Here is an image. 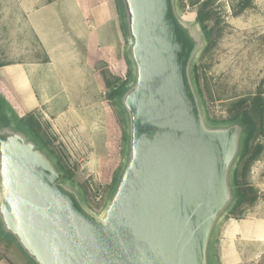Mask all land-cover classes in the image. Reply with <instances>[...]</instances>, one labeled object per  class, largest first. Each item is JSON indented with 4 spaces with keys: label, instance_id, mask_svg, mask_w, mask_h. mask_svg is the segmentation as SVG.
I'll list each match as a JSON object with an SVG mask.
<instances>
[{
    "label": "water",
    "instance_id": "95a60500",
    "mask_svg": "<svg viewBox=\"0 0 264 264\" xmlns=\"http://www.w3.org/2000/svg\"><path fill=\"white\" fill-rule=\"evenodd\" d=\"M114 1L128 72L113 99L125 140L107 203L90 209L0 86V241L18 264H220L246 126L208 120L197 16H180L177 0Z\"/></svg>",
    "mask_w": 264,
    "mask_h": 264
},
{
    "label": "rangeland",
    "instance_id": "374dc122",
    "mask_svg": "<svg viewBox=\"0 0 264 264\" xmlns=\"http://www.w3.org/2000/svg\"><path fill=\"white\" fill-rule=\"evenodd\" d=\"M53 1L56 0H0V67L48 59L29 23H34L43 13L30 15L35 9ZM111 1L115 8L112 27L119 37V56L118 60L98 64L95 68L103 77L96 102L92 104H97L91 113L96 119L89 126H74L65 134H59L51 124L41 125L51 141L50 149L55 152L56 159L63 158L70 169L69 180L84 190L82 193L90 209L97 214L105 207L114 177L122 166L125 140L123 120L109 85L126 83L128 63L123 55L126 39L118 24L116 2ZM240 1L177 0L179 15L188 20H194L204 4L214 13V21L210 24L215 27L214 41L208 42L198 56L195 78L197 72L199 82L197 78L196 82L205 113L208 120L216 123L230 122L228 120L234 116L239 102L249 103L259 92L264 98V0H251L249 9L235 15L233 8ZM7 77L0 71V81L5 82V86ZM252 143L258 153L241 164L244 146L239 140L236 146L239 161L233 180L239 170L240 181L256 199L240 207L234 216L226 217L221 230L234 221L264 224V118ZM78 195L83 201V196ZM239 249L242 253L240 264H264V243L242 242ZM0 259L18 264L11 246L1 241ZM205 264L214 263L206 259Z\"/></svg>",
    "mask_w": 264,
    "mask_h": 264
},
{
    "label": "crops",
    "instance_id": "0c3cea01",
    "mask_svg": "<svg viewBox=\"0 0 264 264\" xmlns=\"http://www.w3.org/2000/svg\"><path fill=\"white\" fill-rule=\"evenodd\" d=\"M40 12L29 24L48 61L0 67L8 76L7 86L3 81L0 86L23 116L32 113L43 127L51 124L65 134L96 119L91 113L97 104H92L103 77L95 68L119 56L115 8L111 0H56L30 15ZM242 242L264 243V224L227 223L219 235V263L240 264ZM0 264L15 263L0 259Z\"/></svg>",
    "mask_w": 264,
    "mask_h": 264
},
{
    "label": "trees",
    "instance_id": "16d2710c",
    "mask_svg": "<svg viewBox=\"0 0 264 264\" xmlns=\"http://www.w3.org/2000/svg\"><path fill=\"white\" fill-rule=\"evenodd\" d=\"M252 5L251 0H242L238 3L236 7H234V14L239 15L249 9ZM197 19L201 22L202 28L204 32L207 35V40L214 41V31L215 27L211 26L212 21H214V13L209 6L204 4L197 13ZM48 59H45L44 62H47ZM196 78L197 81L199 82V77L198 73L196 72ZM109 85V84H108ZM118 85L114 86L113 84H110V88H112V97H115L120 90V88L123 86ZM241 118L244 125L246 126V137L244 141V149L242 153V158H241V164L246 163L248 159L256 155L258 153V149L253 148V140L257 134L258 127L260 125V122L264 118V98L262 96V93L259 92L258 95H256L249 103L245 101H241L236 105V110L234 116L229 118L228 121H235L237 119ZM21 123L24 126H27L29 130L34 134L35 138L38 140V142L46 147L51 154L55 155V152L50 149V140L48 136L46 135L45 132L42 130V126L37 119V117L34 114H27L21 119ZM58 165L61 168V170L64 172L65 177L69 178L71 171L65 164V161L63 158L59 157L58 158ZM115 181V177L114 180ZM235 185L237 187L236 193H237V202L232 210L231 215L234 216L236 211L244 206L245 204H250L253 202L256 197L255 195H250L248 193V190L243 186L242 182L240 181V172L237 170L236 172V178H235Z\"/></svg>",
    "mask_w": 264,
    "mask_h": 264
}]
</instances>
